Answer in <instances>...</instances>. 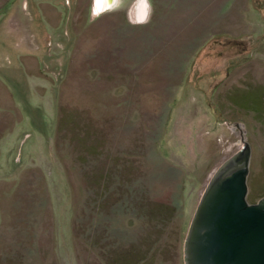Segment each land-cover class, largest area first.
I'll return each mask as SVG.
<instances>
[{"label":"rangeland","instance_id":"obj_1","mask_svg":"<svg viewBox=\"0 0 264 264\" xmlns=\"http://www.w3.org/2000/svg\"><path fill=\"white\" fill-rule=\"evenodd\" d=\"M0 0V264H185L217 170L264 197V0Z\"/></svg>","mask_w":264,"mask_h":264},{"label":"water","instance_id":"obj_2","mask_svg":"<svg viewBox=\"0 0 264 264\" xmlns=\"http://www.w3.org/2000/svg\"><path fill=\"white\" fill-rule=\"evenodd\" d=\"M250 147L215 173L184 245L185 264H264V197L248 203Z\"/></svg>","mask_w":264,"mask_h":264},{"label":"clouds","instance_id":"obj_3","mask_svg":"<svg viewBox=\"0 0 264 264\" xmlns=\"http://www.w3.org/2000/svg\"><path fill=\"white\" fill-rule=\"evenodd\" d=\"M126 10L128 23L142 27L151 23L154 8L152 0H91L90 22L110 13Z\"/></svg>","mask_w":264,"mask_h":264},{"label":"flooded vegetation","instance_id":"obj_4","mask_svg":"<svg viewBox=\"0 0 264 264\" xmlns=\"http://www.w3.org/2000/svg\"><path fill=\"white\" fill-rule=\"evenodd\" d=\"M209 185V184H208ZM202 198V197H201ZM199 205V204H198ZM197 210V209H196Z\"/></svg>","mask_w":264,"mask_h":264}]
</instances>
